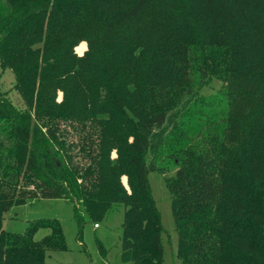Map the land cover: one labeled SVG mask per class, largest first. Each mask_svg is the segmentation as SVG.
I'll return each instance as SVG.
<instances>
[{
	"label": "trees",
	"instance_id": "16d2710c",
	"mask_svg": "<svg viewBox=\"0 0 264 264\" xmlns=\"http://www.w3.org/2000/svg\"><path fill=\"white\" fill-rule=\"evenodd\" d=\"M0 63L24 100L0 88V264L67 249L56 220L3 228L13 206L37 199L73 202L80 238L85 215L96 225L124 205L121 261L164 264L148 176L173 168L180 264H264V0H0ZM194 66L201 83L227 82L225 106L196 111ZM98 115L109 125L80 147L82 167L60 125Z\"/></svg>",
	"mask_w": 264,
	"mask_h": 264
},
{
	"label": "rangeland",
	"instance_id": "374dc122",
	"mask_svg": "<svg viewBox=\"0 0 264 264\" xmlns=\"http://www.w3.org/2000/svg\"><path fill=\"white\" fill-rule=\"evenodd\" d=\"M221 49L220 45L215 46ZM89 50L86 40H81L74 48V53L78 57H83ZM0 63V88L6 96L17 107H24V100L20 93L15 89L16 75L11 68H3ZM185 81L189 87L193 88L200 98L195 105L196 111L201 115L202 109H208L206 102L213 101L225 106V91L227 82L215 75L207 79L204 83L200 82L195 66L190 68L185 76ZM105 88H99L98 96L105 95ZM186 91V88L179 90V95ZM65 91L62 88L57 90L56 102L63 104ZM103 100V99H102ZM85 115H87L85 113ZM109 116H104L103 121L98 115L97 120L90 117H84L79 120L67 119L60 125L63 139L66 141L69 153L74 156L75 163L85 167L88 160L85 154L80 151V147L92 139L97 142V134L107 123ZM116 150L112 157L117 156ZM176 168L171 169L165 175L158 172H150L148 179L151 188V195L156 202L160 213L162 228V242L164 246V264H180L177 257L178 232L175 219L172 213V202L170 193L166 187V177L174 176ZM124 185L128 187L127 176L122 177ZM124 205H115L107 217L98 222L99 227H95L94 222L90 221L85 215V222L79 237L80 228L74 218V204L67 199H37L30 200L26 204L13 206L10 211L4 215L3 228L7 232L22 234L28 224L34 221L56 220L62 225L67 249L64 251H48L45 264H129L123 263L120 259L122 224L124 219ZM49 234V230L41 229L35 235V240H40ZM100 245L105 249V255L102 254Z\"/></svg>",
	"mask_w": 264,
	"mask_h": 264
},
{
	"label": "built area",
	"instance_id": "2783aa9c",
	"mask_svg": "<svg viewBox=\"0 0 264 264\" xmlns=\"http://www.w3.org/2000/svg\"><path fill=\"white\" fill-rule=\"evenodd\" d=\"M94 226H95L96 228H97V227H99V225H98V224H96V225H94Z\"/></svg>",
	"mask_w": 264,
	"mask_h": 264
}]
</instances>
